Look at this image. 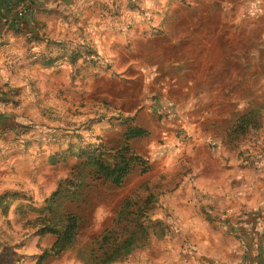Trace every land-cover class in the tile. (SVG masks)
Listing matches in <instances>:
<instances>
[{"label": "rangeland", "instance_id": "rangeland-1", "mask_svg": "<svg viewBox=\"0 0 264 264\" xmlns=\"http://www.w3.org/2000/svg\"><path fill=\"white\" fill-rule=\"evenodd\" d=\"M124 2L97 10L105 19L85 27L90 34L69 36L66 21L51 17L53 39L96 55L52 72L25 69L21 58L1 64L0 115L14 122L8 136L0 133V196L22 193L42 207L75 162L50 157L69 143H96V136L115 141L130 122L149 131L132 143L149 172L135 171L120 189L94 184L87 203L72 208L81 219L77 245L44 264H88L81 254L126 199L140 204L149 195L157 200L151 221L164 224L165 239L113 264H245L249 247L241 227L257 225L258 207L244 209L239 201L227 209L196 178L220 184L236 166L247 177H264V0ZM48 5L59 7L53 0ZM250 110L257 111L259 128L230 140L233 122ZM17 203L0 213V264H35L53 239L37 238L29 226L35 215L27 209L18 215Z\"/></svg>", "mask_w": 264, "mask_h": 264}, {"label": "trees", "instance_id": "trees-1", "mask_svg": "<svg viewBox=\"0 0 264 264\" xmlns=\"http://www.w3.org/2000/svg\"><path fill=\"white\" fill-rule=\"evenodd\" d=\"M24 0H11L5 10L0 13V23L7 21L4 15L12 16L14 11ZM39 7L40 0L30 1L31 12L26 18L14 16L10 21V28L31 34L30 42H39V37H35V22L31 18L32 5ZM36 12V10L34 11ZM65 43L50 42L46 49L36 58V62L45 67L53 66L60 56L50 48L59 50L65 59L74 65L81 58L96 55V50L87 49L85 52L78 50H65ZM5 101V95L0 93V102ZM111 120V119H109ZM11 115H0V133L8 136V130L13 125ZM121 122V121H120ZM124 122V121H123ZM124 128L117 134L115 141L108 138L96 136V143L72 144L67 149L59 152L56 157H51V161L65 162L68 158H73L75 162L70 166V170L65 179L61 180L56 189L44 200L42 207H35L29 204V199L25 195H11L0 198V213L7 215L11 203L10 199L24 200L16 207L17 214H23V209L32 212L35 217L29 222L30 229L35 231L37 238H52L53 241L41 250V255L36 257L35 264H44L48 258L58 259L67 251L74 248L78 243V236L81 227V219L73 207L85 205L88 201L87 192L98 182H104L117 189L125 185L126 179L135 171L145 175L149 172L150 166L146 159L139 155L133 148V142L149 137V131L141 126L122 123ZM125 124V125H124ZM257 111L245 112L236 118L229 129L227 137L237 141L239 137H245L253 128H259ZM157 203L153 195H149L145 200L139 202L127 198L117 210L108 228L93 241L92 247L81 257L88 264H113L119 260H125L137 250L145 249L153 241H163L167 235L164 224L160 221H151V207ZM29 204V205H26ZM157 226L162 230L157 233ZM164 226V227H163ZM164 230V231H163ZM245 264H252L247 260Z\"/></svg>", "mask_w": 264, "mask_h": 264}, {"label": "crops", "instance_id": "crops-1", "mask_svg": "<svg viewBox=\"0 0 264 264\" xmlns=\"http://www.w3.org/2000/svg\"><path fill=\"white\" fill-rule=\"evenodd\" d=\"M10 1L11 0H0V13L6 9ZM48 1L49 0H40V5L37 7L36 13L33 16V21L36 26V32L34 35L35 37H39V42H30L29 38L31 37V34H25L22 31L10 28V21L13 20L14 16L22 18L19 13L14 11L13 13L15 14H13V16L12 13L10 16H6L3 12V17L7 21L3 20L5 23H0V66L5 59L9 58L24 59L26 66H23V68L25 69L35 68L42 71L52 72L60 64L66 63L69 66H74L78 62L71 65L65 59V56L59 52V50L52 48L49 50H53L54 52L56 51L53 56H60V59L53 66L45 67L36 62L37 56L45 51L47 43L59 42L58 40L53 39V34L51 33V26L53 25H50L52 20L51 17L55 20L62 19L66 21L69 36L78 35L79 32L90 34L85 30V27H96L98 21L105 19L103 14L99 11H107L111 5L121 8L127 4L124 0H110V2H106V0H53L59 4L58 8H53L51 5H48ZM65 9L68 10L69 13L64 14L63 12ZM91 10L92 13H88V11ZM111 14L112 13H110V15ZM120 16L121 14L118 13V18ZM0 18L2 19V17ZM83 36L85 37V35ZM35 49L38 50L34 51ZM65 50L68 52L71 51L69 47H65ZM8 86L12 87L10 85ZM111 128L113 129L112 125H110V129ZM121 131L122 129L118 132V134ZM86 143L89 142H85L82 145H85ZM220 145L222 146V144ZM219 149V146L216 147V149H214L215 153H217ZM50 158L49 160L51 161ZM261 176L262 175L257 176L260 179H257L256 176L247 177L245 170L239 169L236 166V168L233 167L230 171H228V173L222 176L225 180H220V184H216L214 180H208L202 175L196 178L197 187L202 191L204 190L206 193L208 192L209 196H214L220 199L222 205L227 209H233L234 206H239L240 202L242 203L241 206L244 209H249L250 207L251 209H254L255 207H258L257 211L260 215H262V217L258 219L257 225L247 222V225L242 224L243 227H241V229L244 228L243 232H246L243 236H246L248 241L247 246L249 247L246 258L247 260H251L252 264H264V177L262 178ZM15 194L25 195L18 192H6L2 194L0 198ZM250 195L252 197H249ZM14 201H18L19 203L17 204L25 203L24 200L17 198L10 199V203H13ZM16 205L14 209H16ZM12 206L13 204H11L10 209H12ZM247 226H250V228Z\"/></svg>", "mask_w": 264, "mask_h": 264}, {"label": "built area", "instance_id": "built-area-1", "mask_svg": "<svg viewBox=\"0 0 264 264\" xmlns=\"http://www.w3.org/2000/svg\"><path fill=\"white\" fill-rule=\"evenodd\" d=\"M30 1L31 0H24V2L17 8L16 12L19 13L22 17H27L31 12L30 7L28 6ZM186 136H188V133H183L180 138L184 139Z\"/></svg>", "mask_w": 264, "mask_h": 264}]
</instances>
